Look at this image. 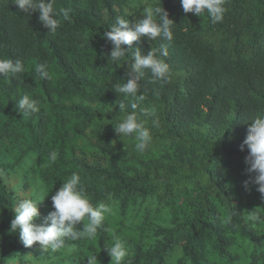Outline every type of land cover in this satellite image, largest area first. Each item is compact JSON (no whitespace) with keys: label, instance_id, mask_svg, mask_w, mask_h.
Wrapping results in <instances>:
<instances>
[{"label":"trees","instance_id":"16d2710c","mask_svg":"<svg viewBox=\"0 0 264 264\" xmlns=\"http://www.w3.org/2000/svg\"><path fill=\"white\" fill-rule=\"evenodd\" d=\"M152 2L55 0L57 10L72 9L71 22L60 17L47 32L38 11L0 0V58L24 65L0 76V264H90L94 255L111 264L104 246L114 234L127 240L124 264H264V224L248 221L253 210L264 215V200L255 185L243 187L249 149L241 150L248 119L264 113V0H227L216 24L206 13H184L180 0H161L175 23L165 57L171 80L152 83L145 70L139 81L146 99L137 111L160 121L139 153L114 130L124 113L113 86L126 81L134 57L112 63L104 32L117 17L142 18ZM160 43L142 37L131 48ZM41 62L51 79L35 72ZM24 94L39 99V113L18 109ZM73 172L94 204L111 208L97 236L56 252L26 247L10 227L17 200L43 198L41 223Z\"/></svg>","mask_w":264,"mask_h":264},{"label":"clouds","instance_id":"9594fccd","mask_svg":"<svg viewBox=\"0 0 264 264\" xmlns=\"http://www.w3.org/2000/svg\"><path fill=\"white\" fill-rule=\"evenodd\" d=\"M12 2L25 14L30 15L38 11V20L47 32H55L61 26L60 17L64 21L71 22L72 9L61 7L57 10L54 7L55 0H12ZM180 4L184 13H192L196 16L206 13L213 24L222 22L227 11V0H180ZM174 26L175 23L169 18L161 0H153L144 7L142 18L130 22L127 18L117 17L110 29L104 32V37L113 46L108 56L112 63L119 65L129 52L132 53L131 57H134V62L128 64L126 81L120 80L121 83L113 86L115 92L122 97L119 110L124 113L114 124V130L119 137L132 138L135 141V150L139 153H143L152 143V129L160 127L155 112L146 108L137 111L146 99L139 81L147 70L152 83L170 82V67L165 57L168 56V48L174 40ZM142 37L153 41L159 39L162 43L146 52L139 47L133 51L131 45L134 41L139 42ZM23 71L24 65L21 60L0 58V76L10 78L13 74ZM35 72L41 80L51 79L46 63H37ZM17 106L24 116H32L41 111L39 99L28 94L18 99ZM128 106L130 111L127 110ZM248 120L252 123L248 126L241 145V150L245 145L249 149L245 157L247 165L245 172L249 175L248 179L243 181V187L247 191L250 190V185H255L256 191L261 194V200H264V113ZM49 155L52 160L57 158L55 152ZM42 199L32 196L18 199L13 208L14 217L11 219L10 227L13 232L19 233L26 247L38 242L39 248L44 252L62 250L70 241L96 237L98 230L103 226L106 214L111 213V208L107 204L92 202L82 184L81 176L76 172L71 173L51 196L54 210L44 217L43 222L36 223V218L40 216L37 205ZM85 219L87 223H84ZM248 221L256 225L264 224V215L253 210L248 213ZM81 222H83L82 230L77 227ZM104 249L111 257V264H124L129 257L127 240L115 234L111 245L104 246ZM92 262L98 264L96 255L91 258L90 264ZM127 264H131L130 259L127 260Z\"/></svg>","mask_w":264,"mask_h":264}]
</instances>
